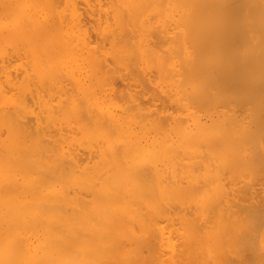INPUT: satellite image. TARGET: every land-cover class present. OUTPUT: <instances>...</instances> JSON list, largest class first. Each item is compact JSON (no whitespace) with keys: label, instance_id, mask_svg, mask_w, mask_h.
<instances>
[{"label":"bare ground","instance_id":"obj_1","mask_svg":"<svg viewBox=\"0 0 264 264\" xmlns=\"http://www.w3.org/2000/svg\"><path fill=\"white\" fill-rule=\"evenodd\" d=\"M0 264H264V0H0Z\"/></svg>","mask_w":264,"mask_h":264}]
</instances>
